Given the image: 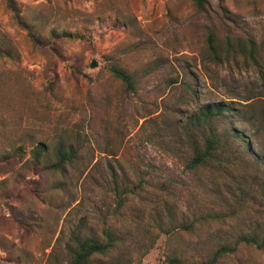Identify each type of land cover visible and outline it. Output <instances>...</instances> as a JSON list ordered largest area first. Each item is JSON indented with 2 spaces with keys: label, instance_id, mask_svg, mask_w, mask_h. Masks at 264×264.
Here are the masks:
<instances>
[{
  "label": "rangeland",
  "instance_id": "374dc122",
  "mask_svg": "<svg viewBox=\"0 0 264 264\" xmlns=\"http://www.w3.org/2000/svg\"><path fill=\"white\" fill-rule=\"evenodd\" d=\"M12 1L21 22L0 0V264H69L77 241L109 235L92 264H264L240 241L264 237V0ZM104 57L136 75L135 94ZM214 103L231 109L198 123ZM211 133L214 158L191 168ZM61 146L78 158L59 172ZM224 246L236 248L212 262Z\"/></svg>",
  "mask_w": 264,
  "mask_h": 264
},
{
  "label": "trees",
  "instance_id": "16d2710c",
  "mask_svg": "<svg viewBox=\"0 0 264 264\" xmlns=\"http://www.w3.org/2000/svg\"><path fill=\"white\" fill-rule=\"evenodd\" d=\"M196 3V6L198 10L201 12L205 11L207 9V0H194ZM9 6L11 10L14 13L15 19L18 22H21L22 19L19 17V12L17 11V8L12 0H9ZM55 36L57 34L54 32ZM34 40L40 44V41H38L35 36L33 35ZM209 45L210 49L214 50V36L213 34H209ZM44 48H47V46H44ZM105 63L109 69V71L112 73V75L120 80L125 88V93L127 94H135L136 93V86H137V77L134 73H131L130 71L123 68L121 65H118L116 62V59L112 57H104ZM92 66L98 67V64L94 61L92 63ZM87 77V76H86ZM180 77V76H179ZM179 80V79H178ZM178 81H175L174 83H177ZM231 109L230 106H226L223 103H214L207 105L203 107L198 113L197 122L201 123L204 122L205 125H211L216 120L224 116V112ZM262 115L264 117V108ZM219 144V141L214 133H211V136L207 138L205 142V149L203 152L198 151V149L194 152L193 159L190 163L191 168H198L200 166L207 165L213 158L214 153L217 150V146ZM48 146L45 143H38L35 145V148L33 150V158L36 161H41L43 154L47 152ZM19 153H23L24 149L21 146L18 150ZM54 159L51 161L50 169L54 171L62 172L65 170L66 166L69 164H74L78 158L76 155V152L73 149L66 150L63 146L58 148L56 152L53 153ZM262 161H264V158H262ZM118 190V189H117ZM122 193L126 194L127 190L123 189L121 191ZM188 228V226H186ZM241 242H245L250 245H255L258 248H264V237L262 240L259 239V237H242L240 239ZM116 242V238L113 235H109L107 242H100L95 238H87L82 241H77V249L71 250V259L69 264H92L91 258L95 254L104 255L109 250H111L114 247V243ZM236 247H228L224 246L222 247L214 256V259L212 262H215L219 257H221L224 254H227L228 252H232L235 250ZM209 262V259H208ZM166 264H187L182 258L178 256L168 255L166 258Z\"/></svg>",
  "mask_w": 264,
  "mask_h": 264
}]
</instances>
